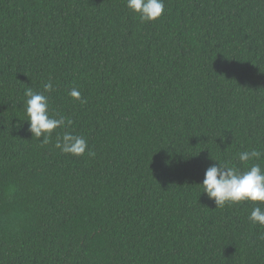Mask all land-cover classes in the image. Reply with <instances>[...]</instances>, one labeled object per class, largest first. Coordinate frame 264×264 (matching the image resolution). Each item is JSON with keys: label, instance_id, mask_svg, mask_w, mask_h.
Listing matches in <instances>:
<instances>
[{"label": "trees", "instance_id": "1", "mask_svg": "<svg viewBox=\"0 0 264 264\" xmlns=\"http://www.w3.org/2000/svg\"><path fill=\"white\" fill-rule=\"evenodd\" d=\"M164 4L142 22L126 0H0V264H264L254 202L199 185L264 168L238 159L264 153V0ZM29 87L94 155L32 137Z\"/></svg>", "mask_w": 264, "mask_h": 264}, {"label": "clouds", "instance_id": "2", "mask_svg": "<svg viewBox=\"0 0 264 264\" xmlns=\"http://www.w3.org/2000/svg\"><path fill=\"white\" fill-rule=\"evenodd\" d=\"M126 7L139 15L142 22H154L165 12L164 0H126ZM54 86L51 80L44 84V92H52ZM26 97L25 111L28 117V131L32 137L39 139L42 145L51 142L53 133L57 129H65L62 134H57L55 148L64 154L83 156L94 155L89 150L87 140L69 130L73 120L66 116L56 118L50 111L49 98L39 91L29 87L24 93ZM68 95L81 104L86 103L78 88H72ZM42 138V139H41ZM264 153L253 149L238 154L241 163L259 160ZM213 160V159H212ZM217 162V161H216ZM209 200L215 208H223L225 205L239 204L242 202H254L249 220L253 224L264 226V168L259 163L251 164L250 167L241 171L228 163H215L210 165L204 173L202 184Z\"/></svg>", "mask_w": 264, "mask_h": 264}]
</instances>
